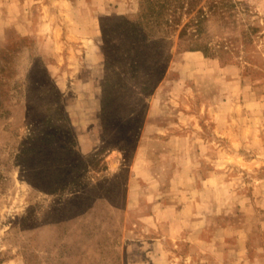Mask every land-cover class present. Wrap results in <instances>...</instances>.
<instances>
[{
    "label": "rangeland",
    "instance_id": "1",
    "mask_svg": "<svg viewBox=\"0 0 264 264\" xmlns=\"http://www.w3.org/2000/svg\"><path fill=\"white\" fill-rule=\"evenodd\" d=\"M0 264H264V0H0Z\"/></svg>",
    "mask_w": 264,
    "mask_h": 264
},
{
    "label": "trees",
    "instance_id": "2",
    "mask_svg": "<svg viewBox=\"0 0 264 264\" xmlns=\"http://www.w3.org/2000/svg\"><path fill=\"white\" fill-rule=\"evenodd\" d=\"M164 3L165 2H163V4L160 6V8H161V11H157V13H160V14H163V10H164V8H165V6H164ZM165 11V10H164ZM191 10H188L187 12H190ZM155 13V6H150L149 5V7H148V12H147V10L144 12H142V14H141V18H143V16L144 17H146V16H149V19L151 20V18H153L152 17V15ZM161 17V16H160ZM176 24H177V22H174V26H176ZM171 26V25H170ZM184 30V28L181 30V32H180V35H182V31ZM190 48V50H201V51H203L205 54H207V50L209 49V47H208V45L207 44H203V43H197V42H195V43H193V45H192V47H189Z\"/></svg>",
    "mask_w": 264,
    "mask_h": 264
}]
</instances>
